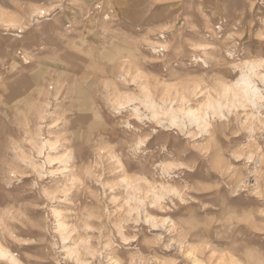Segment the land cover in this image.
<instances>
[{"label":"rangeland","instance_id":"obj_1","mask_svg":"<svg viewBox=\"0 0 264 264\" xmlns=\"http://www.w3.org/2000/svg\"><path fill=\"white\" fill-rule=\"evenodd\" d=\"M0 251L264 264V0H0Z\"/></svg>","mask_w":264,"mask_h":264},{"label":"bare ground","instance_id":"obj_2","mask_svg":"<svg viewBox=\"0 0 264 264\" xmlns=\"http://www.w3.org/2000/svg\"><path fill=\"white\" fill-rule=\"evenodd\" d=\"M239 88H240V91H242V87L240 86V82H239ZM244 94H246L247 96H250V97H253V96H254L253 93H252V94H251V93H244ZM2 252H3V251H0L1 256H2V255H5V254H3L4 252H3V253H2Z\"/></svg>","mask_w":264,"mask_h":264},{"label":"snow or ice","instance_id":"obj_3","mask_svg":"<svg viewBox=\"0 0 264 264\" xmlns=\"http://www.w3.org/2000/svg\"><path fill=\"white\" fill-rule=\"evenodd\" d=\"M121 107H123V105H121ZM142 143H143V141H140V144H142ZM136 147H139V144H137ZM153 207H155V205H153Z\"/></svg>","mask_w":264,"mask_h":264}]
</instances>
